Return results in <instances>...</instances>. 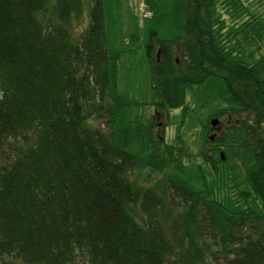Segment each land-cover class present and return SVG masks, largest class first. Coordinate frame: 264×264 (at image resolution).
<instances>
[{
    "label": "trees",
    "instance_id": "1",
    "mask_svg": "<svg viewBox=\"0 0 264 264\" xmlns=\"http://www.w3.org/2000/svg\"><path fill=\"white\" fill-rule=\"evenodd\" d=\"M85 1L0 0V257L264 264V55L221 48L214 0H146L152 15L140 47L156 65V96L177 108L197 86L193 100L211 96L219 106L210 113L226 115L201 153L209 172L186 166L179 148L154 144L131 117L137 103L117 90L121 52L102 0H92L82 35L72 34ZM99 109L104 130L88 122ZM226 149L245 168L231 183L234 199L208 175ZM136 169L159 176L139 182Z\"/></svg>",
    "mask_w": 264,
    "mask_h": 264
},
{
    "label": "rangeland",
    "instance_id": "2",
    "mask_svg": "<svg viewBox=\"0 0 264 264\" xmlns=\"http://www.w3.org/2000/svg\"><path fill=\"white\" fill-rule=\"evenodd\" d=\"M49 1L55 2V0ZM214 2L215 16L218 19V23L214 26L215 35L221 48L226 52L236 50L243 56L253 55L255 59L263 56L264 0H214ZM92 3V0H86L81 6L79 15L71 16L72 34L76 38L82 35L81 31L88 22V11ZM102 4L105 12L104 23L111 35V43L121 52L117 90L123 94L124 100L134 101L139 106L132 107L131 117L137 116L136 122L144 127V131L152 132V140L160 150L164 151L167 149L165 146H172L176 153L179 148L182 154L179 158L182 163L186 166L201 164L204 170L209 172L211 165L205 162L201 153L208 152L210 146L215 145L206 139L213 140V136L218 133V129L226 118V115L222 117V115L210 113L219 106L218 101L212 100L211 96L198 100L196 95L193 100L191 94L197 88L194 86L193 90L186 89L182 106L166 108L167 106L161 103V99L156 96L155 88L151 85L150 70L156 65L153 61L152 66H149L147 58L144 59V47H140L145 37L146 25L149 23L147 19L152 15L146 0H102ZM137 46L139 47L136 49ZM175 57L181 58L179 54L173 56ZM200 103L202 106L198 107ZM194 110L196 113L192 112ZM106 116L107 111L99 109L88 115V122L104 130ZM213 118L219 120L216 125L210 123ZM233 118H237V115ZM226 151L227 153L223 152V161L217 162L208 175L216 179L215 186L224 188L225 196L234 199L237 193L231 187V183L233 180L242 181L245 177V168L240 165L238 172L232 160L237 158L236 152H230L227 149ZM136 170L132 178L139 182L147 179L151 181L159 176L158 173L150 172L148 169ZM221 175L222 179H220ZM175 259L179 260L178 257ZM16 261L19 262V260ZM16 261L6 262L0 257V264H18Z\"/></svg>",
    "mask_w": 264,
    "mask_h": 264
},
{
    "label": "water",
    "instance_id": "3",
    "mask_svg": "<svg viewBox=\"0 0 264 264\" xmlns=\"http://www.w3.org/2000/svg\"><path fill=\"white\" fill-rule=\"evenodd\" d=\"M218 119L217 118H213L211 121H210V123H211V125H216L217 123H218ZM221 156L223 157V153H221Z\"/></svg>",
    "mask_w": 264,
    "mask_h": 264
},
{
    "label": "bare ground",
    "instance_id": "4",
    "mask_svg": "<svg viewBox=\"0 0 264 264\" xmlns=\"http://www.w3.org/2000/svg\"><path fill=\"white\" fill-rule=\"evenodd\" d=\"M0 98H1V95H0Z\"/></svg>",
    "mask_w": 264,
    "mask_h": 264
},
{
    "label": "built area",
    "instance_id": "5",
    "mask_svg": "<svg viewBox=\"0 0 264 264\" xmlns=\"http://www.w3.org/2000/svg\"><path fill=\"white\" fill-rule=\"evenodd\" d=\"M1 95V94H0Z\"/></svg>",
    "mask_w": 264,
    "mask_h": 264
}]
</instances>
